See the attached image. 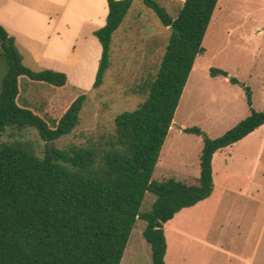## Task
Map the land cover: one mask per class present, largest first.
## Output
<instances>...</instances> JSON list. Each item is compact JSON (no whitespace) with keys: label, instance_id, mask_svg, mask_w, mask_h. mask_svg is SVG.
Listing matches in <instances>:
<instances>
[{"label":"trees","instance_id":"1","mask_svg":"<svg viewBox=\"0 0 264 264\" xmlns=\"http://www.w3.org/2000/svg\"><path fill=\"white\" fill-rule=\"evenodd\" d=\"M134 1L108 0L106 24L94 31L103 48L94 88L104 84L114 35ZM142 1L172 32L156 78L141 86L147 98L117 115L103 153L56 144L79 126L86 92L50 118L19 103L22 77L56 88L72 85L64 72L26 66L15 36L0 24V264H122L138 218L147 222L144 237L153 264H167L166 224L211 197L216 153L264 126V111L253 108L251 87L212 68L214 77H229L245 88L251 115L215 139L198 126L185 128L204 140L200 176L152 180L220 0H186L176 17L156 0ZM30 130L44 142L42 152L16 137ZM148 191L157 199L151 211L141 213Z\"/></svg>","mask_w":264,"mask_h":264},{"label":"rangeland","instance_id":"2","mask_svg":"<svg viewBox=\"0 0 264 264\" xmlns=\"http://www.w3.org/2000/svg\"><path fill=\"white\" fill-rule=\"evenodd\" d=\"M156 1L173 17L178 15L182 6L181 2L178 4L172 0ZM90 5L91 9L82 3L81 14L95 17L90 26L95 21L100 25L104 20V10L108 16L109 6H104V0H91ZM69 18L66 22L75 26L63 28V41L54 44V49H60L56 52L58 54L72 44L73 37L81 30L77 22L84 20L82 15L79 19L75 15ZM88 30L84 32L88 33ZM134 30H137L136 34ZM171 32L152 8L142 0H135L114 36L111 66L102 86L94 88L99 49L90 41L94 60L89 63V59L81 58L78 59L83 63L80 70L68 68L71 80L80 83V87L70 82L72 86L56 88L22 77L23 93L19 103L50 118L62 114L76 95L86 92L88 98L79 126L70 135L57 140L56 144L60 147H91L103 153L110 147L117 115L135 110L147 98L148 93L142 92L141 86L156 78ZM75 43L74 48L77 49L78 44ZM203 46L205 51L198 56L182 95L153 181L169 177L183 181L200 176L204 140L196 134L186 133L185 128L198 126L215 139L251 115L245 88L226 80L225 76L214 77L212 68L223 69L231 77L238 78L243 86L251 87L253 108L264 111V0H220ZM51 50L55 55L53 49L49 52ZM20 51L26 66L34 71L46 69L26 51ZM16 137L30 140L39 152L43 151L44 142L36 131H25L22 135L16 132ZM4 138L8 139L9 135ZM213 168L218 190L214 200L222 199L219 192L224 188L220 185L235 187L238 191L243 187L245 192L227 195L226 200L230 203L233 200L232 208L224 206V203L214 208L215 204L209 203L201 209L203 213L198 218L192 215L194 211L188 210L178 215L176 222L180 221L183 227L187 217L192 219L190 222L197 220L199 231L195 234L198 239L208 240L218 249L203 247L187 238H182L181 242L171 234L170 264H264V190L261 195L257 194L252 183L264 182V126L241 142L219 151L214 156ZM156 199V195L148 191L141 213L151 211ZM213 211L217 212L215 217H212ZM252 215L256 217L252 218ZM146 227V220L138 218L122 264H153L152 247L144 237Z\"/></svg>","mask_w":264,"mask_h":264},{"label":"crops","instance_id":"3","mask_svg":"<svg viewBox=\"0 0 264 264\" xmlns=\"http://www.w3.org/2000/svg\"><path fill=\"white\" fill-rule=\"evenodd\" d=\"M172 1L178 4H180L181 2V5H183L186 0H172ZM90 2L91 0L87 2L86 0H0V24L3 25L11 35L15 36L17 42L19 43L20 50L26 51L34 59L36 63H38L40 66L46 69H53L55 71H64V73L68 75L70 82L74 83L73 85H75L76 87H80L81 86L80 83L71 80L68 68L71 69L74 67L80 70V67H83V63L80 60L78 61V59L81 58H83L84 60L85 58L89 59V63L94 60L93 59L94 54L90 45L91 44L90 41H93V43L98 46L99 49L98 60H99L103 48L99 39L94 35V31L99 29L101 27L100 25H103L104 23L106 24L105 20L108 17L107 10H104V16H103L104 20L102 21V23L99 25V23H97L94 20L95 24H91L92 26H90L89 23L93 22L92 18L95 19V17L94 16L92 17L91 14H81V4L83 3L91 9ZM104 4L105 7L108 6V0L107 1L104 0ZM20 13L21 16L19 15ZM25 13H28L31 16V18L28 17ZM70 15H73V18L75 15L78 19L81 18L82 15V18H84V20L79 19L80 21L78 20L77 22L78 26L81 27V30L78 32L75 38L73 37L72 44L69 45L65 51H61L60 54H58L56 52H59L60 49H54V44L56 42H58L59 44L60 43L59 40H61V42L63 41L64 38L63 28L69 26H75L74 23L72 24L71 22L68 21L66 22V19L69 18ZM87 29H89L88 33L84 32ZM118 31L116 32V34L118 33ZM133 33L136 34L137 30L136 31L134 30ZM75 42H77L78 44L77 49L74 48V45L76 44ZM86 44L88 47L86 46ZM50 49L54 50L55 55H53L52 50L51 52H49ZM98 60L96 63V68H98ZM229 79H230L229 77H226V80ZM214 183H215L214 192L210 198L200 202L199 204L193 207L183 209L170 222L166 224V237L168 242V251L166 255L167 264H170L171 262L169 258L171 252V240H170L171 234H173L172 236L173 238L176 237L179 240H181V242H182V238L183 239L187 238L188 241L191 240L201 243L203 247L218 249L217 245L212 244L208 240L201 238L198 239L199 237H197L195 234V232L199 231L197 228V226L199 225L197 220H195V222H190L192 221V219L191 218L189 219L187 217L188 220L186 219L183 221L184 227L182 226L180 221L176 222L177 216L183 215L182 213L185 210H188V212L194 211L192 215L198 218L199 214L203 213L201 209L204 207L205 204H209V203L215 204L213 206L214 208H216L218 205L222 206V204L224 203V206L229 207L230 205V208H232L231 206H233V200L230 203V201L226 200L225 198L229 193H231L232 196L233 193H235L238 190L235 187H231V186L224 187L220 185L222 188H224L223 191L219 192L220 193L219 196L220 198L222 196V199L214 200L218 195V190L216 189L217 182ZM249 183L251 184V182ZM252 183L255 184L256 193L258 192L257 194L261 195L260 192L264 190V182H252ZM243 191L245 192V189L242 187L241 189H239L238 192L241 193ZM216 215L217 212L213 211L212 217H215ZM253 217H256V215H252V218ZM194 228H196V230H194Z\"/></svg>","mask_w":264,"mask_h":264}]
</instances>
